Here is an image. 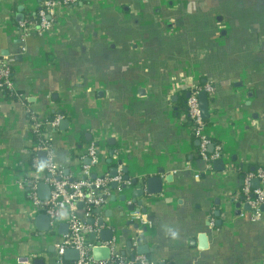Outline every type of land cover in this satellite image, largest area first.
<instances>
[{
    "label": "crops",
    "instance_id": "crops-1",
    "mask_svg": "<svg viewBox=\"0 0 264 264\" xmlns=\"http://www.w3.org/2000/svg\"><path fill=\"white\" fill-rule=\"evenodd\" d=\"M40 2L0 0V57L16 92L0 89V264H57L66 222L40 230L29 197L30 182L47 175L35 122L63 173L79 172L93 142L97 160L83 164L122 175L85 220L103 219L121 254H137L126 244L143 234L157 264H264V217H250L240 191L245 173L264 167V0H74L42 33ZM206 81L215 87L206 131L223 150L217 168L198 156L185 115L183 95ZM56 114L65 127L46 123Z\"/></svg>",
    "mask_w": 264,
    "mask_h": 264
},
{
    "label": "built area",
    "instance_id": "built-area-1",
    "mask_svg": "<svg viewBox=\"0 0 264 264\" xmlns=\"http://www.w3.org/2000/svg\"><path fill=\"white\" fill-rule=\"evenodd\" d=\"M74 0H41L40 8L34 16V22L37 24L40 33L47 31L52 26V15L57 6H67ZM27 26L26 21H21L19 27L24 30ZM13 83L10 76V67L4 58L0 57V89L6 88L13 90ZM204 91L208 98L213 99L215 94L214 85L206 81L203 84L194 86L189 90L185 100V115L192 135L198 141L197 154L201 160L210 163L219 159L223 155L222 146L214 143L207 134V123L201 116L198 94ZM32 118H34L32 116ZM61 114H56L46 123L56 127L62 119ZM40 122L33 125L34 132L39 139L35 142V149L43 150L47 154V162L43 167L47 173L43 181L50 186V194L46 200H42L37 195L38 181H31L29 197L34 207L42 214L50 218V230L54 231L58 226V221L62 220L68 225V232L61 235L58 242L54 245L55 258L57 264H65L63 254L67 249H75L78 252V258L69 264H157L144 254H134L126 256L121 254L115 248V243L99 240L92 243L87 239L89 234H99L102 227L88 224L87 217L100 214V209L110 195V185L112 182L121 183L122 175L110 176L108 174L96 175L91 170V164H83L82 159L88 157L90 163L97 160L98 147L93 142L90 143L84 153L79 158L81 168L76 175H68L53 162L51 143L48 137L41 130ZM253 179L258 180L256 187L251 186ZM128 181L124 182L128 185ZM240 191L243 195L245 205L248 206L250 217L259 219L264 217V167H258L254 171L245 173L242 179ZM82 204V206H80ZM137 222L141 225H149L150 222L144 220V217L135 214ZM94 246H108L110 256L106 260L96 261L92 257V248ZM14 264H32L29 259H19Z\"/></svg>",
    "mask_w": 264,
    "mask_h": 264
},
{
    "label": "water",
    "instance_id": "water-1",
    "mask_svg": "<svg viewBox=\"0 0 264 264\" xmlns=\"http://www.w3.org/2000/svg\"><path fill=\"white\" fill-rule=\"evenodd\" d=\"M198 100H199V106H200V110H201V116L204 120L208 119V98H207V94L202 91L198 94ZM68 123V121L66 119L64 120H61L59 121V126L60 127H65V125ZM90 161V159L87 158L86 162L88 163ZM213 164L214 166H219L222 164V161L221 159L219 160H215L213 161ZM124 172H126V169H122ZM65 173H67V170L64 171ZM110 176H115L116 175V171L115 169L112 171V173L109 174ZM96 174L93 175V177H95ZM125 180H128V176H125L124 177ZM156 177H150L148 178L145 183H146V191L148 193H151V192H154V190H152L151 188V184L153 183V181H156ZM137 183V180L136 179H133L132 180V184L135 185ZM252 186L256 187L258 185V180L257 179H254L252 180L251 182ZM112 187H116V183L115 182H112L111 184ZM126 185L123 184L122 187H125ZM36 190H37V195L40 199L42 200H46L48 197H49V194H50V186L45 183L44 181H40L37 183V187H36ZM144 193V188H139V189H134L132 191V197H136V196H141L143 195ZM123 199H125V197H122ZM80 206H82V204H80ZM246 209L248 208L247 205H245ZM262 209L264 210V207L262 206ZM129 211H136L138 212V210L134 209L133 208V205H131V207L128 208ZM37 221L38 222H42V225L40 228V230L42 231H47L49 228H50V218L45 215V214H42L40 213L37 217H36ZM94 222V219L93 218H88L87 219V223L88 224H92ZM130 222H133L130 221ZM96 224L101 228L99 234H100V237H101V240L102 241H109L112 239L113 237V230L112 228H105V226H107V224H105L104 220L103 219H99L96 221ZM137 227V225H136ZM67 228H68V225L67 223H61L59 224V227H58V232L60 234H66L67 232ZM135 238V239H133ZM141 242H144L145 244V240H144V235L143 234H137V235H134L132 237H130L127 241V247L131 248L132 246H135L136 248V253L137 254H144L147 252V248H146V245H142ZM110 256V249L108 246H94L92 248V257L96 260V261H100V260H106L108 259ZM63 258L67 261L66 264H69L70 262L76 260L78 258V252L77 250L75 249H67L65 250L64 254H63ZM35 264L38 263V259H35L34 261Z\"/></svg>",
    "mask_w": 264,
    "mask_h": 264
},
{
    "label": "trees",
    "instance_id": "trees-1",
    "mask_svg": "<svg viewBox=\"0 0 264 264\" xmlns=\"http://www.w3.org/2000/svg\"><path fill=\"white\" fill-rule=\"evenodd\" d=\"M2 90H4V92H6L7 95H10V96H14V97H16V96H15V95H16V92L14 93L13 90H9V89H6V88H3ZM183 97H184V99L186 100V98H185L184 95H183ZM36 138H37V136H36ZM37 139H38V138H37Z\"/></svg>",
    "mask_w": 264,
    "mask_h": 264
}]
</instances>
